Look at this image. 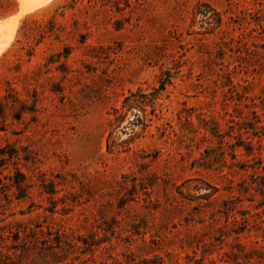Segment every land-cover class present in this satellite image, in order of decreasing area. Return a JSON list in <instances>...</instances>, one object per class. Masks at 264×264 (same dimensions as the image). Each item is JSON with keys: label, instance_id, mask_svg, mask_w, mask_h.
I'll use <instances>...</instances> for the list:
<instances>
[{"label": "rangeland", "instance_id": "obj_1", "mask_svg": "<svg viewBox=\"0 0 264 264\" xmlns=\"http://www.w3.org/2000/svg\"><path fill=\"white\" fill-rule=\"evenodd\" d=\"M13 17L0 264H264V0H0Z\"/></svg>", "mask_w": 264, "mask_h": 264}, {"label": "trees", "instance_id": "obj_2", "mask_svg": "<svg viewBox=\"0 0 264 264\" xmlns=\"http://www.w3.org/2000/svg\"><path fill=\"white\" fill-rule=\"evenodd\" d=\"M135 96L136 94H131L124 99V105L122 109H113L114 122L113 124H120L126 117L127 111H129L133 105H135ZM146 126V124H143ZM138 138L137 136L132 137L126 142H120L119 139H116L112 136V133L108 136V151L110 154H119V153H128L131 151V143ZM248 150V148H246ZM23 177V176H22ZM25 179V178H23ZM22 187V186H21Z\"/></svg>", "mask_w": 264, "mask_h": 264}, {"label": "bare ground", "instance_id": "obj_3", "mask_svg": "<svg viewBox=\"0 0 264 264\" xmlns=\"http://www.w3.org/2000/svg\"><path fill=\"white\" fill-rule=\"evenodd\" d=\"M49 1L50 0H20L22 10L24 12L29 9H37L39 7L41 8L42 6L46 5ZM14 18L15 17L9 20L5 19L7 21L0 24V53L7 48L14 36L13 34L17 25V20H15Z\"/></svg>", "mask_w": 264, "mask_h": 264}]
</instances>
